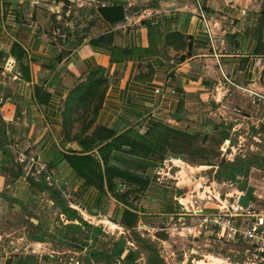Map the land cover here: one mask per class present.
Returning <instances> with one entry per match:
<instances>
[{"label":"crops","instance_id":"crops-1","mask_svg":"<svg viewBox=\"0 0 264 264\" xmlns=\"http://www.w3.org/2000/svg\"><path fill=\"white\" fill-rule=\"evenodd\" d=\"M104 5L125 18L105 22ZM240 129L264 139V0H0V264H147L142 241L163 264H201L206 243L264 264L182 206L224 212L263 172L264 156H235ZM238 159L252 165L224 179ZM208 161L211 181L196 175Z\"/></svg>","mask_w":264,"mask_h":264},{"label":"built area","instance_id":"built-area-1","mask_svg":"<svg viewBox=\"0 0 264 264\" xmlns=\"http://www.w3.org/2000/svg\"><path fill=\"white\" fill-rule=\"evenodd\" d=\"M204 19V15L200 14ZM210 41L212 44L216 41L213 37L214 33L212 28L207 26ZM219 54H214L217 58ZM11 67L10 62H6L3 69L8 70ZM251 93L250 91H247ZM209 194V193H208ZM243 194L242 192L233 197L232 203H227L224 212L205 213V207L198 206L195 209H185L186 215L201 216L202 220L197 227L198 232L210 231L213 226L218 232V238L228 243H235L238 238H242L249 245L253 246L256 254L264 258V210L252 207L249 205L247 208H242L238 205V197ZM215 198V197H214ZM211 200V197L208 196ZM213 202V201H212ZM241 220V225H238V220Z\"/></svg>","mask_w":264,"mask_h":264},{"label":"rangeland","instance_id":"rangeland-1","mask_svg":"<svg viewBox=\"0 0 264 264\" xmlns=\"http://www.w3.org/2000/svg\"><path fill=\"white\" fill-rule=\"evenodd\" d=\"M84 26L86 27V23H85V25H81L82 28ZM245 127H247V126H245ZM245 132L246 131L244 129H240L236 132V135H235V138H236L235 143L236 144L235 145H237V146L235 148V153H236L235 156L247 155V153H249V152H252L253 154H258L260 156H264V139L258 137L260 139V140L258 139L260 142L255 143L251 138H248L245 135L246 134ZM239 137H242L243 139L241 140ZM199 162H202V161L200 160ZM203 167H205V166H203ZM197 169H199V168H197ZM212 171L213 170L205 167V169H199V171L197 170L196 175L198 178H200V177H203L205 179L209 178L211 181ZM248 184L255 187V191H256L255 193L257 195L264 196V170H263V172H259V171L253 172L252 173V179L251 180L248 179ZM207 186H209L208 183L206 184V187ZM213 188L215 189V193L212 192V189H211V192H212L211 194L214 195L218 192L222 196L221 197L222 201L224 199L225 194L233 193V196L235 195V193H234L235 187L234 186H222L221 187V186L214 184ZM213 201H214V199H213ZM232 202H233V198L230 199V203H232ZM206 244L207 245H205V246L202 244H199L198 247H196V250H199L200 255H202L201 256V260H202L201 264H206L208 262L207 259L203 258V256H206L208 258V255L222 256L224 258H227V260L230 264H251L254 261L252 259L253 257H251V255H250L249 260H244V262L239 260L240 255L238 254V252L241 253V251H243V249H244L243 245H241V246L223 245V246H220L221 249H218L217 252L216 251L214 252L213 250H216L215 246L217 244L212 245V246H210L208 243H206ZM219 250L227 251L228 255H223V254H221V252L219 253ZM211 251H213V252H211ZM255 264H258V263L255 262Z\"/></svg>","mask_w":264,"mask_h":264},{"label":"trees","instance_id":"trees-1","mask_svg":"<svg viewBox=\"0 0 264 264\" xmlns=\"http://www.w3.org/2000/svg\"><path fill=\"white\" fill-rule=\"evenodd\" d=\"M92 14H95V12L93 11ZM80 41H81V39L78 40V42H80ZM220 137L223 140L226 139L227 133L222 130L220 132ZM198 149H200V148H198ZM192 153L197 155V157H200L201 161H204L206 158L205 157L206 151H204L203 149L202 150H196V152L194 151ZM250 163H251V161L249 162L248 160L238 159L237 162H235L233 164L232 163L223 164V171H222L223 178L226 180H230V181L234 180V178L237 174H243L245 171H248V169H249L248 167L252 165ZM43 181H44V174L41 176V179H39L40 183H42ZM33 185H35L34 182H33ZM241 188L245 189L246 185L243 184L241 186ZM57 192H58V190H57ZM56 203L61 208L62 214L65 215L67 217V219H71V218H74L76 216L70 209H68L64 206V200L61 196L56 199ZM142 242L144 243L143 246L146 247L147 250L150 252V255L147 259V264H163V261L159 259V256L157 254V250L153 246H148L144 241H142ZM133 260L134 259H131V261H133Z\"/></svg>","mask_w":264,"mask_h":264},{"label":"water","instance_id":"water-1","mask_svg":"<svg viewBox=\"0 0 264 264\" xmlns=\"http://www.w3.org/2000/svg\"><path fill=\"white\" fill-rule=\"evenodd\" d=\"M96 13L99 15L101 19H103L105 22L109 24H114L117 22L122 21L125 18L124 15V8L121 5H104V6H99L96 8ZM190 50V49H189ZM190 55V52L188 56ZM183 58V57H182ZM206 136H204L203 139H205ZM174 159H180L184 161L185 156L183 155H172L171 156ZM202 165L208 166V167H216L217 164L214 162H204ZM220 171L221 169L218 170L216 177L219 179L220 178ZM254 193V187L253 186H247L244 193L241 194L238 197L237 203L239 206L242 208H247L250 205V202L252 200Z\"/></svg>","mask_w":264,"mask_h":264},{"label":"bare ground","instance_id":"bare-ground-1","mask_svg":"<svg viewBox=\"0 0 264 264\" xmlns=\"http://www.w3.org/2000/svg\"><path fill=\"white\" fill-rule=\"evenodd\" d=\"M178 167H179V166H178ZM199 169H205V167H200ZM199 169H198V170H199ZM192 170H193V169H190V172H191L190 174H193V173L195 172V171H192ZM193 175H194V174H193ZM193 175H192V176H193ZM191 179H192V177H191ZM191 182H192V181H191ZM194 184H195V183H194ZM187 185H188V184H187ZM190 186H191V185H190ZM199 188H200V187H199Z\"/></svg>","mask_w":264,"mask_h":264}]
</instances>
